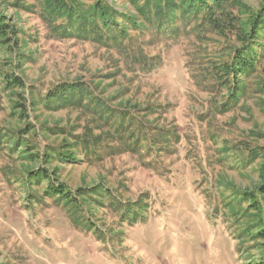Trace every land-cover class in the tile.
Wrapping results in <instances>:
<instances>
[{"label": "rangeland", "instance_id": "1", "mask_svg": "<svg viewBox=\"0 0 264 264\" xmlns=\"http://www.w3.org/2000/svg\"><path fill=\"white\" fill-rule=\"evenodd\" d=\"M105 1L136 16L127 0ZM234 1L227 12L236 17L263 16L264 0ZM42 4L0 0L16 31L12 46L0 47V264L258 259L260 242L238 237L235 216L244 212L241 223L258 225L243 194L263 181L264 34L255 47L256 69L243 77L233 101L210 70L247 46L237 28L221 34L190 20L174 36L133 31L118 47L56 36ZM5 74L25 86L6 87ZM63 83L89 86L98 102L125 114L124 126L97 123L85 107L35 102ZM250 150L254 158L246 156ZM43 170L49 179L29 177ZM59 185L74 193L75 203L49 194ZM91 188L97 194L79 196ZM236 193L241 200L231 211L226 203Z\"/></svg>", "mask_w": 264, "mask_h": 264}, {"label": "trees", "instance_id": "2", "mask_svg": "<svg viewBox=\"0 0 264 264\" xmlns=\"http://www.w3.org/2000/svg\"><path fill=\"white\" fill-rule=\"evenodd\" d=\"M127 1L135 8L136 16L115 10L105 0H93L92 3H86L83 0H42V18L58 37L103 39V43L110 41L111 44L118 47H122L125 41L132 37L133 31L139 34L156 31L174 36L175 32H179V23L187 24L190 20H194L200 26L207 23L221 34H226L229 31L234 32V28H237L238 36H241V39L244 40L243 43L245 42L247 46L237 48L230 60L214 63L210 72L212 78L217 81V85L231 91L230 99L233 101L238 100L239 95L242 93L243 77L256 69L258 53L255 47L261 46L259 37L264 34V13L263 16H259V13L251 15L246 20L236 17L231 12H227V8L235 2L234 0ZM15 32V27L9 17L0 11V47L3 50H7L12 46L11 43L14 41L12 35L15 36ZM3 78L5 86L8 88H23L25 86L21 77L5 74ZM34 100L37 103L42 102L45 106L53 109H61L69 105L88 108L97 123L116 121L113 125L118 130L125 124V114L123 117L116 116L108 106L97 101V98L86 84L63 83L46 95H41L40 98ZM254 150L245 151L246 156L254 158L257 152ZM29 158L32 157L29 156ZM261 174L263 181L258 185V190L255 193L250 192L248 195L243 194V196H249L250 198L248 207L254 214L253 218L257 220L258 225L251 228L241 223L246 218L243 215L244 212L235 216L241 230L238 237L245 235L243 237L250 236L252 239H257L262 249L258 259H250L248 263L244 264H264V169ZM29 177L39 181L49 179L51 174H47L46 170L32 171L29 172ZM80 190H78L79 196L86 195L88 198L97 194L98 191V189L92 188L86 190V192ZM228 191L230 192V190ZM48 192L51 196L60 197L67 203H75L77 200L74 193L72 194L71 190L63 185L52 186ZM238 194L236 193L230 199L235 201L226 203L228 205L226 207L231 211L237 210L236 201L241 200V195ZM133 204L137 205L138 201ZM131 207L132 204L127 207L125 210L126 216L123 215V218H127ZM237 224L235 223L238 227ZM238 237H235V240L241 242L242 238ZM237 251L240 258L242 249L240 250L239 246ZM240 260L242 259L240 258Z\"/></svg>", "mask_w": 264, "mask_h": 264}]
</instances>
